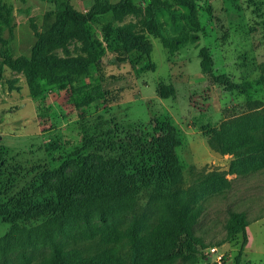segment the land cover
Here are the masks:
<instances>
[{"label": "rangeland", "instance_id": "374dc122", "mask_svg": "<svg viewBox=\"0 0 264 264\" xmlns=\"http://www.w3.org/2000/svg\"><path fill=\"white\" fill-rule=\"evenodd\" d=\"M64 1L87 14L122 0ZM188 15L180 0H131L124 12L71 26L65 42L43 56L76 66L48 71L36 97L24 69H0V216L46 210L53 204L48 188L66 175L95 173L120 186L74 207L63 222L2 223L0 264L93 252L88 221L98 229L136 220L141 227L171 224L183 204L202 207L194 231L208 247L197 264H234L242 238L223 242L229 211L249 222L241 264H264V159L237 161L215 137L222 126L236 130L242 119H264V0H195L196 24ZM55 25L51 0H0V66L3 41L13 59L29 57ZM202 55L209 71L201 68ZM69 76L79 77L74 85H100L101 96L78 105ZM165 124L182 166L176 183L157 145ZM214 173L229 182L210 183Z\"/></svg>", "mask_w": 264, "mask_h": 264}, {"label": "trees", "instance_id": "16d2710c", "mask_svg": "<svg viewBox=\"0 0 264 264\" xmlns=\"http://www.w3.org/2000/svg\"><path fill=\"white\" fill-rule=\"evenodd\" d=\"M51 1L56 15L53 34L39 38L29 57L19 56L13 59L7 42L3 41L4 52L0 69L3 67L13 70L24 69L28 83L33 88L32 97L40 95V79L48 71L57 73L76 66L74 59H45L43 53L47 48L62 45L71 26L85 27L97 15L107 12L121 13L131 5V0H122L117 5L101 6L87 14H82L74 11L64 0ZM180 1L189 9L187 18L190 23L196 24L192 20L195 0ZM150 26L153 28V33L158 35V30L153 27V21ZM202 56L201 68L203 71H209L210 59L207 55ZM69 81L73 85L72 99L78 105H87L101 96L100 85H74V82L79 81V77L76 76H69ZM255 116L256 120L251 119L253 117L242 119V126L239 129L233 130L232 125H226L215 131L222 153L237 156V161H247L252 158L264 159V119ZM159 132L161 135L158 137L157 145L163 158L166 175L172 182H179L182 179V166L174 152L177 144L173 130L165 124ZM207 179L212 184L229 182L225 176L218 173L210 175ZM119 187L116 181L104 179L95 173L66 175L62 182L54 183L48 188L53 204L50 203L46 210L10 212L0 216V225L11 224L10 227L16 228L18 225L27 227L48 220L63 222L74 207L89 204L92 201H101L114 194ZM201 213V205L183 204L175 210L171 224L159 221L155 225L141 227L143 221L136 220L124 227L110 224L98 229L93 228L88 221L85 231L89 240L93 241L95 251L92 252L88 248L80 253L61 250L51 257H42L34 261L25 258L21 264H174L177 261H181L182 264H197L202 251L208 247L194 231ZM248 224L244 213L229 211L223 242L234 239L236 236L242 238L239 251L233 258L234 264H241L242 252L247 244ZM225 259L226 257H223V260Z\"/></svg>", "mask_w": 264, "mask_h": 264}]
</instances>
